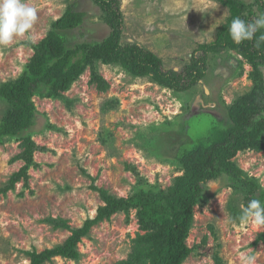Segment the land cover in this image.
<instances>
[{
    "label": "rangeland",
    "instance_id": "374dc122",
    "mask_svg": "<svg viewBox=\"0 0 264 264\" xmlns=\"http://www.w3.org/2000/svg\"><path fill=\"white\" fill-rule=\"evenodd\" d=\"M27 2L38 18L28 33L0 46V87L23 74L35 54L32 45L44 40L69 4L86 14L83 28L67 34L71 45L98 43L109 34L105 13L93 0ZM120 10L122 43L149 49L166 70L176 72L190 63L198 47L216 41L229 17V9L214 0H121ZM92 64L69 91L34 97L38 117L28 133L46 150L35 153L27 184L21 181L6 195L0 192V264H30L26 252L64 244L71 232L55 229L46 222L49 218L66 220L76 229L96 217L104 202L92 185L118 198L141 189L169 190L183 175L174 149L188 140L181 130L184 118L203 113L185 125L197 140L215 118L227 125L235 108L264 106V67L251 66L230 50L210 54L206 76L180 93L134 77L115 63L97 59ZM92 72L107 81L106 92L91 83ZM8 109L0 99V121ZM19 139L0 144V190L24 166L13 162L21 153ZM234 161L264 190V149L243 150ZM243 193L228 176L207 186V199L194 211L187 239L192 253L185 264H216V258L221 264H241L240 253L248 250L256 264H264V245L254 244L264 227L238 221ZM145 233L136 210L118 213L82 240L79 261L56 257L46 264H117L129 258L134 240Z\"/></svg>",
    "mask_w": 264,
    "mask_h": 264
},
{
    "label": "trees",
    "instance_id": "16d2710c",
    "mask_svg": "<svg viewBox=\"0 0 264 264\" xmlns=\"http://www.w3.org/2000/svg\"><path fill=\"white\" fill-rule=\"evenodd\" d=\"M214 1L229 9V17L216 41L198 47L190 63L180 72L166 70L163 60L149 49L122 43L124 22L120 10L121 0H93L105 13L109 34L98 43L71 45L67 34L83 28L86 14L77 11L75 3L69 4L44 40L32 45L35 54L23 74L0 87V99L9 107L8 116L0 121V144L5 139L20 138L21 153L13 162L24 163L0 192L6 195L15 189L17 183L23 181L27 184L29 169L36 166L35 153L46 150L28 133L35 127L38 117L34 97H55L69 91L86 69L92 67L94 60L118 64L134 77L150 78L158 85L178 93L188 91L206 76L210 54H222L230 50L251 66L264 67V41L260 42L259 47L256 46L259 37L264 35V29L259 30L252 41L241 44L234 43L227 31L234 17L250 22L264 13V0H256L255 3L245 0ZM91 83L96 84L101 92L109 89L107 81L97 72H92ZM201 115L203 113L191 115L182 122L181 130L188 140L174 149V158L183 170V175L176 178L169 190L144 193V189H141L131 197L118 198L92 185L91 188L99 193L104 202L98 208L96 217L88 219L76 229L71 228L66 220L47 219L46 222L53 224L55 229H66L71 235L64 244L52 249L26 252L30 264H46L56 257L79 261L81 253L78 245L90 235L94 226L110 220L118 213L129 215L132 210L137 211L140 227L146 233L134 240L129 258L117 264H185L192 253V249L187 246V239L195 221L194 211L207 199L205 189L209 184L228 176L230 185L244 192L242 207L252 199H259L264 204V190L257 179L248 177L234 161L243 150L264 149V106L235 108L230 112V123L223 125L215 118L213 127L209 128L206 135L194 140L186 133L185 125L190 119ZM260 243L264 245V230L254 241V244ZM215 260L216 264H221L219 259Z\"/></svg>",
    "mask_w": 264,
    "mask_h": 264
},
{
    "label": "clouds",
    "instance_id": "9594fccd",
    "mask_svg": "<svg viewBox=\"0 0 264 264\" xmlns=\"http://www.w3.org/2000/svg\"><path fill=\"white\" fill-rule=\"evenodd\" d=\"M37 18L36 8L27 0H0V46H6L15 38L28 33ZM261 29H264V13H260L250 22L234 17L227 31L234 43L241 44L252 41ZM261 41H264V35L257 40V47ZM238 221L242 225L251 222L258 228L264 227V204L259 199L250 200L241 209ZM240 257L241 264H256V256L251 254V250L241 252Z\"/></svg>",
    "mask_w": 264,
    "mask_h": 264
}]
</instances>
